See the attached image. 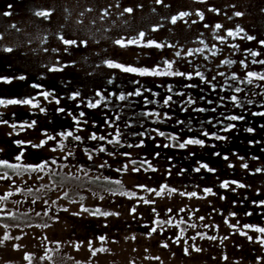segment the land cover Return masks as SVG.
<instances>
[{
  "label": "trees",
  "instance_id": "obj_1",
  "mask_svg": "<svg viewBox=\"0 0 264 264\" xmlns=\"http://www.w3.org/2000/svg\"><path fill=\"white\" fill-rule=\"evenodd\" d=\"M186 1L162 0L161 3H157V0H0V78L11 80V83L0 80V98L36 97L34 102L39 105L37 108L21 104L0 106V120L17 125L35 121L33 128L26 127L23 131L17 129L19 134H26L34 129L39 133L46 131L50 135H56L57 132L67 131L64 122L70 120L69 126L74 124V127H69L68 131L108 133L102 136L107 137L108 140L118 138L120 144L113 145L106 141L92 140L91 142H94L92 145L79 143L78 146H73L77 142L72 141L71 138L64 143L75 155L80 156L85 152L84 149H90L93 158L99 154L103 163L106 162L107 165L115 163L122 168L124 164H128L126 171L131 169L137 180V184L134 185L135 191L139 195L146 194L149 197L148 201H154L157 195L142 191L136 187L137 185H145L149 189L157 190H160L162 185H167L168 188L161 196L174 194L175 198H182L185 201L184 197L187 196L179 193L196 192L198 197L209 201L208 205L199 203L196 207L189 208L184 207V203L177 202L178 199H174L171 206L164 205L160 208L164 211L171 209V212L168 211L171 216L179 214L181 218L174 219L179 222L184 221L183 225L188 226V223L197 225L195 228L189 226L185 228L183 232L185 237L179 243L173 242L175 238L172 239V232L165 234V228L163 231L157 230L158 234L147 235L148 233L137 232V229L135 231L128 227L127 233H130L129 235L132 233L135 239L131 243L124 240L123 242L132 248L129 258L132 259L133 264H140L142 260L146 261V264H197L198 261L203 264L201 259L206 261V264H264V247L253 242L260 234L244 229L248 236L253 237V241H249L246 236L240 235L238 231L225 224L227 219L231 225H237L239 221V226L245 224L264 226V207H258L253 203V201H264V171H256L264 170V115H259L264 113V82L258 79H254L252 84L246 82L247 72L264 73V65L252 63L253 60H261L263 56L261 49L264 52V46H261V36L256 34L257 31L254 29L250 30L249 27L246 29V26H258L257 23H252L251 17L259 11L257 9L264 2L263 0H196L202 6L194 7L195 5L188 6ZM164 6L170 12L155 9ZM230 6L233 7L230 12L234 10V13L228 18L231 19L232 14L235 19L241 18L235 14L243 10L242 14L244 12L245 18L250 16L248 13L252 14L249 22L246 25L235 20L229 22L225 14L226 7ZM125 8H132L133 12L121 16L120 13ZM41 11L50 12L51 15L47 19L35 15ZM182 12L195 15L197 12H202L205 21L191 20L193 19L191 14L183 19H177L183 23V29L170 32L171 38L154 37L158 43L175 46L161 48L167 53L165 51L148 55L147 52L140 51V53L126 52L122 55L119 51L109 53L110 50H106L103 43L95 45L93 38L97 33L94 32L98 27L101 28V25L127 21L130 23L127 32L131 37H135L137 32L146 33L145 29L136 26L142 25L147 28L151 23L159 24L161 20L171 21L173 16L179 17ZM192 21H196L193 25H200L197 26V33L204 39L198 38L195 31L188 29V23ZM216 24L222 25V28L216 29ZM205 25L208 27L205 28ZM68 27L72 28L67 29ZM241 29L243 31H240ZM228 30L239 32V35L235 39L227 37ZM61 35L65 39L86 41V46H72L66 51V46L58 38ZM100 35L102 33L98 36ZM120 36H125L121 37L125 40L128 38L127 34ZM221 36L226 37V42L222 43L218 39ZM242 36H251L254 39H241ZM231 45L238 47L233 48ZM257 45L260 49L255 50ZM6 48H11L12 51H5ZM197 49L201 51L198 52ZM177 51L181 53L180 57L175 55ZM190 51L193 55H188ZM249 51L257 52L259 55L249 56ZM150 58H159L162 65L166 60L174 61L173 71L191 73L195 77L191 80L185 77L144 78L127 74L120 69L109 68L106 63L111 61L126 66V63L131 62V65L138 66L142 60ZM225 61H235L234 63L244 61L247 67L242 64L232 67ZM62 66L64 67L61 71L49 70L52 67ZM196 72L203 73L205 80L210 83L202 81L196 76ZM21 75L26 79H18ZM241 80L244 82L241 83ZM33 84L40 87L33 88L31 87ZM189 84L196 87H186ZM169 87L172 88L171 92L168 91ZM236 88L242 91L237 92ZM45 91L52 93L47 100L39 95ZM137 91L141 95H129ZM75 93L79 94L77 98L70 99L69 97ZM120 95L126 98L120 100ZM168 96L172 99L169 105H164L163 102ZM232 96L238 98L241 107L235 106L231 100ZM189 99L194 103L187 104L186 101ZM56 100H59V103H56ZM88 101L94 103L99 101V105L96 108H89ZM14 107L16 110H9ZM40 108H44L45 111L41 112ZM60 108L65 111H58ZM185 108L187 110H182ZM201 108L205 111H194ZM80 112H84L85 115L80 117ZM147 113L160 115L157 117L146 115ZM165 114L171 118L168 119ZM232 115L243 116L244 119L240 121L224 119L225 116ZM50 117L63 120L64 130L46 128L50 125L43 121H47ZM74 117L81 123H75ZM178 121L183 123H177ZM229 124H235L236 127L231 131H223V127ZM247 128H252L254 131L247 132ZM202 131L224 136L227 139L216 140L204 137L201 135ZM159 132L165 133V136H160ZM140 133L143 135H139ZM171 136H178L179 142L189 137L199 138L205 141V146L189 145L180 149L176 140L166 138ZM57 138L61 139L59 136ZM141 142L142 146H137ZM165 144L173 146L164 147ZM97 147H104L106 151L97 152ZM113 152L115 155L110 154ZM215 152L221 155H213ZM122 153H129L130 156L126 157ZM155 153H159V156L156 157ZM224 156L228 159H224ZM131 161L136 163L133 165ZM141 161L146 162L141 164ZM84 162L83 168L88 170L86 161ZM149 162L156 171H143L144 168H148ZM198 162L207 164L215 171L209 172L202 168L200 172H195L193 169L199 166ZM245 163L248 165L247 169L242 167ZM133 167L142 170L134 173ZM169 169L171 175L168 174ZM181 170H185L182 175L178 174ZM61 175L64 174L57 173L52 178L57 179ZM68 177L80 179L77 176ZM113 178L105 176L100 179L111 183L109 180ZM233 181L247 187L239 188L231 183ZM223 182H229V188H222ZM111 184L121 192H132L123 183ZM101 188L111 194L113 192L103 186ZM168 189L177 191L169 193ZM204 189H211V193L205 192ZM137 202L135 214H148L150 218L155 214H161L159 208L154 205L155 202L150 204ZM131 208H127L126 211L130 212ZM181 209L185 211L181 212ZM246 212L252 215L246 216ZM231 213L236 215L233 217ZM199 217L205 219L200 220ZM161 220H163L161 217L155 219V221ZM151 221L153 225L154 219L152 218ZM165 226L164 223L162 227ZM197 233L203 236L216 235V239L209 242L210 239L201 238ZM190 237L196 238L192 240ZM223 237L227 238L221 239ZM183 239L186 241L181 243ZM105 243L108 241L106 240ZM163 243H167L168 248L162 247ZM186 243L188 244L185 247L183 244ZM196 244L201 247H197ZM173 245H177L179 254L172 252ZM193 246L203 249L204 254L199 256L201 252L195 251ZM185 248L188 249V255L184 253ZM156 257L159 259H154ZM196 258L199 259L197 262Z\"/></svg>",
  "mask_w": 264,
  "mask_h": 264
},
{
  "label": "rangeland",
  "instance_id": "obj_2",
  "mask_svg": "<svg viewBox=\"0 0 264 264\" xmlns=\"http://www.w3.org/2000/svg\"><path fill=\"white\" fill-rule=\"evenodd\" d=\"M144 1V0H143ZM264 2V0H263ZM186 4L188 6H194L196 7L197 5H199L198 2H196V0H187ZM202 6V5H199ZM155 9L157 10H161L163 12H170V10H166L167 7L164 6L163 8L161 7H155ZM204 9V8H203ZM227 11H226V17L227 20L233 21L235 20V22H241L242 20H240L239 18L233 17L230 19L228 17H231V13H234V10L230 12L231 9H233V7H226ZM244 9V8H243ZM259 11H257V13H254L253 15L248 13L250 16L252 15L253 17H251L252 19H261V25L257 24L258 26H246V29H250V30H255L257 31L256 34H258L259 36H261V41H264V3L263 5H261V7H259V9H257ZM243 10H240V13H242ZM249 12V10H248ZM191 16H193L194 20L196 19V21L201 20L200 16L192 14ZM250 16L247 17V21L250 20ZM241 17H244V12L243 15H241ZM203 21L204 18H203ZM202 21V22H203ZM198 23V22H197ZM130 23H128L127 21L125 22H116V23H110L107 25H101V28H97V31L94 33H97V36L94 39L95 41V45L97 44H102L103 47L106 50H110L109 53H115L116 52H122L121 54H125L126 52H132V53H140V51L142 52H147L148 55L151 54H160V53H164L166 50H161V48H157V47H141V46H136V45H130L128 47H121L117 44L114 43L115 40L121 38V37H125V36H120V35H128V38H131V35L129 34V32H127V30H129L128 25ZM140 24V23H139ZM189 24V30L190 31H195L194 33L196 35H198V28L197 26L199 24H197L196 26L193 25V21L188 23ZM151 25V26H150ZM147 26V28L141 26H136L139 29H145L146 33L144 36V43H147L149 40H153V41H158L155 38H160V37H170V32L172 33L174 30H178L179 28L183 29V23L177 21L175 24L171 23V21L169 20H161L159 24H154L152 25V23ZM200 26V25H199ZM135 27V28H136ZM72 27H68L67 29H70ZM152 28H158L157 31H151ZM206 28V27H205ZM192 29V30H191ZM101 30V32H100ZM245 30V29H244ZM151 33H150V32ZM251 32V31H249ZM65 33H67V30H65ZM100 36H98L99 34H101ZM139 32L136 33L135 36H137ZM119 37V38H118ZM155 37V38H154ZM198 38L204 39L203 36H197ZM126 39V40H127ZM206 40V39H205ZM158 43V42H157ZM261 46H264V44H261ZM114 49V50H112ZM260 49L257 45V48L255 50ZM130 50V51H129ZM167 53V51H166ZM117 54V53H116ZM147 55V56H148ZM245 55V54H244ZM261 60H264V52L263 49H261ZM155 56V55H154ZM170 60H172V58H169ZM116 60V59H114ZM120 62V61H117ZM161 60H159V58H150V59H144L142 60L138 66H134L131 65L130 63H126V66H133L136 67L138 69H153L156 66H160L162 64H160ZM125 65V64H124ZM264 65V64H262ZM161 68L164 67V65L160 66ZM126 73V72H125ZM127 74H132V75H138L135 73H127ZM140 76V75H138ZM140 77H144V78H152V79H160L163 77L166 78H183L182 76H166V75H160V76H140ZM195 76H193L194 78ZM144 80V79H143ZM262 82H264V80H262ZM15 108V107H14ZM9 109V110H16V108L14 109ZM24 109V108H22ZM5 111V110H4ZM13 129L8 125V124H0V149H2V151H0V156L1 153H4V156L6 157V159L9 157L12 160H14L15 156H12L11 154H8L6 151L5 147H9L11 151H15V147L16 145L13 144V141L16 140H22V141H31L32 143H37L39 144L41 140L45 139V137L41 134V132L39 133L36 130H32L29 131L26 134H13V135H9V133H13ZM84 141H87L89 143V145H92L94 142H91L92 140L89 139H85ZM91 142V143H90ZM57 146V141H55L54 143H50L48 142V144H46L42 149H41V158H43V160H50L48 159L49 157H55V158H60L62 157L65 153L62 151H56V152H52L49 149L52 147H56ZM94 146V145H93ZM98 148V147H97ZM33 151H36V149H33ZM14 153V152H13ZM80 157V158H79ZM120 158V157H119ZM5 159V160H6ZM40 159V158H39ZM79 159H83L85 161H88L89 163L87 164L86 167L89 166V170H87V174H85V171H79V168H83V166L85 164H82V161H79ZM42 160V159H41ZM42 160V161H43ZM12 162V161H11ZM103 159L99 156V154H97L93 160H89L87 155H75L70 157L67 161H64L62 159H58L57 160V165H53L52 168L55 172V174H64L61 175L59 177H57L56 180H58L59 184H68V183H77L80 184L81 182H76L77 179L76 178H71L68 176H77L78 178L88 182V181H92L93 183H100V185H94L95 187H105L108 190L111 191H119V189L116 188V186L114 184L108 183V181L102 180L100 179L98 182H94V180H96V177L99 176L101 177H105V176H109V177H114L117 179H121V182L127 186L129 188L130 191L135 193V198L129 199L128 197L124 198V197H120L117 195L112 196L111 202H119L118 198L123 199V202H121V206H118V203L115 204V206H109L110 204H107L106 208L108 210H123L124 214H119L118 216L113 215V216H108V217H103V216H93V215H89V214H81V207L79 202L83 203L84 207L87 208H94L95 204L94 201L95 198H93L94 196H87L85 199L82 200V197L79 195H85L81 192H71V191H67L68 195L65 196V192L64 190H56L55 192H49V194H53L52 199L56 200V201H64V198L68 199V206L67 209L68 211H72L73 213H79V215H73V214H57L59 215L57 218V223L55 224V227L51 230L43 228V230H39L36 227L35 222L37 221V219L39 217L42 216H37L35 214H29L27 216H29V218L27 217H20V214H16V218H12L10 216H8V222L4 223L3 219H0V238H2L5 234H8L11 238L9 240H3L2 242H0V264H133L134 262H131V247L129 245L126 246V243L123 242L124 241H128L131 243L134 242L133 239V235L131 233V235H129L130 233H127V229L128 227H130L132 230L137 229V232H142V233H149V229L153 226H155V224L152 225V218L155 220L158 217H161L164 221H168L171 220L172 223L168 224L165 223V227H163V229L165 228L167 233L172 232V239H174L177 235H179L181 233V229H183V232L185 230V228H187L188 226L190 227V225H192V223H188L187 225H183V223L181 224L178 220L181 218L180 216H178L179 214H173V216H171V214L168 213V211H164L162 209H160L162 206L164 205H170L172 204V202L175 200H177L178 198H175L176 195L174 194H169L168 196H156L154 197V205L156 207L159 208V212L161 214H155L152 216V218L149 217L148 214H125V211L127 208L133 207L135 205L138 204L137 201L139 197H144L145 200H147L149 197L146 196V194H142L139 195L137 194V192L135 191V187L134 185L137 184V180L135 175L132 174V172L126 171L124 172V174H122V172H117L116 169H118L119 167L117 166V164H110L107 167L101 169L98 167V165L100 164H104L103 163ZM67 164L68 167H62V165ZM9 171V175H15L11 170ZM116 173V176H115ZM44 175V178H48V179H53L52 176L53 175H49L47 176L46 174H42ZM67 175V176H66ZM47 176V177H46ZM25 176H18V182H21L22 179ZM26 178V177H25ZM29 178V177H27ZM33 178V177H30ZM85 184H89V183H85ZM42 185H46L45 183H42ZM84 187L82 189L88 188V191H90L89 194L87 195H94V189L93 187ZM42 189L45 187H41ZM38 189H40L38 187ZM63 189V188H60ZM54 190V187L50 189V191ZM159 190V189H158ZM0 192L2 193H7V189L6 188H0ZM100 194V193H98ZM117 196V197H116ZM104 197V200L105 196ZM184 199H186L185 201L182 200V198H179L177 200V202L180 203H184L185 205H183L184 207L187 206L189 208L191 207H196L199 203H205L206 205L209 204V201H206L203 199V197H193V198H188V197H184ZM101 200V199H98ZM72 201H76L75 203H73ZM110 202V203H111ZM79 203V204H77ZM129 206V207H128ZM204 206V205H203ZM103 207V206H101ZM100 209V208H99ZM102 211V209H101ZM190 211V209H189ZM165 213V214H164ZM3 215V214H0ZM190 214H188L189 216ZM51 217H57L55 216V214L53 215H49ZM175 216V217H174ZM7 217V216H6ZM32 217V218H30ZM59 218H67V220L69 221V223H66L64 221H61ZM178 219L177 221L175 219ZM43 219L45 220V222H47L50 219L53 218H49L48 216H44ZM23 221V222H21ZM51 226L54 224L52 221H50ZM53 223V224H52ZM8 225L7 228H5L3 225ZM35 224V225H34ZM49 226V224H47ZM31 226V227H29ZM147 226V227H145ZM157 226V225H156ZM188 227V228H189ZM139 229L141 231H139ZM157 230H160V228L157 226ZM75 231V232H73ZM40 233H42V235L45 237L46 234L50 235L53 239H56L59 242V247H57V245L55 247H53L51 252H47L44 250L43 251H38L39 249H41V238L43 236H40ZM153 234H158V233H153ZM76 235H78L76 237ZM21 237L20 239H15V237ZM106 237V239L101 242L99 239H97L98 237ZM216 236V235H214ZM183 237H185V234L183 235ZM48 238V237H47ZM73 238V239H72ZM117 238V239H115ZM71 239V240H70ZM170 237V240H172ZM65 240H68L67 242H65ZM106 240L108 241V243H105ZM175 240V239H174ZM89 241H92V248L93 249H106V251H102V252H97L95 254V256L92 255V252L89 250ZM186 239H183L181 241V243L185 242ZM112 242V243H111ZM127 242V243H128ZM149 242V241H148ZM209 242H212L209 241ZM188 243L183 244L185 247L187 246ZM14 245H18V248H15ZM77 245H79V248L77 249ZM128 248L126 250V247ZM197 247H201V245L196 244ZM258 246V245H257ZM153 247V246H152ZM61 248V249H60ZM172 248L174 249L172 252L175 254H179V248H177V245H173ZM184 250V249H183ZM200 254H198L199 256L204 254V250L202 249ZM47 256H51V260L46 258ZM26 257H30V260L27 259ZM42 257H45L44 259H42ZM196 262L199 259H195ZM203 261V264H206V261H204L203 259H201ZM140 264H146V261L142 260L140 262ZM197 264H202L200 263V261L197 262Z\"/></svg>",
  "mask_w": 264,
  "mask_h": 264
},
{
  "label": "snow or ice",
  "instance_id": "obj_3",
  "mask_svg": "<svg viewBox=\"0 0 264 264\" xmlns=\"http://www.w3.org/2000/svg\"><path fill=\"white\" fill-rule=\"evenodd\" d=\"M161 2H162V0H157V3H161ZM117 7H118V5H117ZM213 11H216V10L213 9ZM132 12H133L132 8H125L120 13V15L123 16L124 13H129L130 14ZM6 14H8V13H6ZM107 14H108L107 11H105V15H107ZM191 14L192 13L182 12V13L179 14V17L173 16L171 18V23L175 24L177 22V19H183L185 16H188V15H191ZM35 15L47 19L51 15V13L47 12V11H41V12L35 13ZM196 15L200 16V19L203 20L204 17H203V13L202 12H197ZM235 15L241 16L243 14L242 13H236ZM195 22L196 21H193V23H195ZM205 27H208V25H205ZM215 28L216 29H221L222 25L216 24ZM157 30H158V28H152L151 29V31H157ZM240 31H243V30L241 29ZM238 35H239V32H235L234 33L232 30H228L227 31V37H232L233 39H235ZM144 36H145V33L143 31H141L135 37H131V38L127 39V40H125L124 38L117 39V40L114 41V43L119 45V46H121V47H128L130 45H136V46H141V47H157V48H161V47H175L174 45H164V44H161V43H157V42H155L153 40H149L147 43H144L143 42ZM58 38L66 46V48H65L66 51H67V49L69 47L81 46V45H85L86 46V43H87L86 41H79L78 42V41L71 40V39H65L64 36H62V35L59 36ZM240 38L241 39H248V40L254 39V37H251V36H242ZM218 39L222 43L226 42V37H224V36L218 37ZM261 44H264V41H261ZM231 47L236 48V47H238V45H231ZM5 51L11 52L12 49L11 48H6ZM196 51L199 52L201 50L197 49ZM213 54H215V53H213ZM175 55L177 57H180L181 53L179 51H177L175 53ZM188 55H193V52H191V51L188 52ZM248 55L255 57V56H258L259 53L249 51ZM234 62L235 61H225V63H234ZM106 63H107V66L109 68L120 69L123 72L135 73V74H138L140 76L166 75V76H182V77H185V79H188V80L193 79V75L191 73L173 71L174 61H167L166 60V61H164V67L163 68H161L158 65V66H156L155 68H153L151 70H149V69H138V68L133 67V66H125V65H122V64H119V63H115V62H111V61H107ZM252 63H254V64L255 63L264 64V60H253ZM241 64L244 67H247V65L244 64V61H241ZM63 67L64 66H62L60 68L52 67L49 70L50 71H61V70H63ZM221 75H222V73H221ZM196 76H198L202 81L210 83V81L205 80V77H204L203 73L196 72ZM246 77L248 78L246 82L249 83V84H252L254 79L264 80V73L258 74V73L249 71V72L246 73ZM18 79L24 80V79H26V77L21 75L20 77H18ZM212 79H215V77H212ZM233 79H237V78L233 77ZM0 80H2L3 82L11 83V80L7 79V78H0ZM240 82L243 83L244 80H241ZM31 87L39 88L40 86L33 84V85H31ZM186 87H196V85L189 84V85H186ZM168 91L171 92L172 88L169 87ZM235 91L239 92V91H242V89L236 88ZM39 95H42L47 100V98L50 95H52V93L45 91V92L39 93ZM78 95H79L78 93H75L72 96H70L69 98L70 99H76ZM97 95H100V94L97 93ZM129 95H141V93L139 91H137L135 93H130ZM180 95H183V93H180ZM125 98L126 97L124 95H120L119 96L120 100H124ZM171 99H172V97L168 96L163 102L164 105H169V102L171 101ZM35 100H36V97H30V98H7V99L6 98H0V106H5L6 107L8 105L21 104V105H29L32 108H37V107H39V105H38V103L34 102ZM231 100L235 104V106H237V107H241L242 106L238 102V98L236 96H232ZM56 103H59V100H56ZM186 103L187 104H192V103H194V101L189 99L188 101H186ZM209 103H211V101H209ZM98 105H99V101H97L95 103L92 102V101H88V103H87V107H89V108H96ZM39 110L41 112L45 111L44 108H40ZM182 110H187V109L185 108V109H182ZM58 111L64 112L65 109L60 108V109H58ZM194 111H205V109H203V108L194 109ZM213 111H215V109H213ZM69 114L71 115V113H69ZM84 115H85L84 112H80L79 113L80 117H83ZM146 115H155V116L158 117L160 114L159 113H147ZM259 115H264V113H259ZM165 116L167 117V114H165ZM167 118L170 119L171 117H167ZM224 119H227L229 121H240V120H243L244 117L243 116L232 115V116H225ZM74 121L77 124L81 123V121L79 119H77L76 117H74ZM84 123H86V121H84ZM105 123H107V121H105ZM177 123H183V121H178ZM220 123L222 124L223 121H221ZM0 124H8L14 130L13 133H9V135H13V134L19 135V131H23L26 127L27 128H33L35 126V121L23 122V123L17 125L16 123L9 124L8 121L0 120ZM235 127H236L235 124H229V125L224 126L222 130L227 132V131H231ZM17 129H19V131H17ZM246 131L247 132H253L254 129L247 128ZM41 134L45 137V139L41 140L39 144L32 143L31 141H27V142L22 141V140L13 141V144L16 145L17 147H19L21 150L14 157L15 163L9 162V161H6V160H0V180H12L13 179V177L9 175V171L8 170H11L16 176H23L24 174H28L29 176H31L32 173H36L37 174L36 179H38V180H43L44 179V175H42V174L55 175V172H54L52 166L53 165H57V160L58 159H62L64 161H67L70 157L74 156V152L71 150V148H69V146L67 144L64 143V141L68 140L69 138H71L72 141L77 142L73 146H78L79 142H82V138L79 135L75 134L74 131H66V132L58 133L57 136L61 137V139L57 142V146L56 147H52L49 150L52 151V152H56L58 150L64 152L65 154L62 157H60V158H55L54 157V158H52L50 160L46 159V160H43L39 164H36V165L23 164L22 160H23V157H24V150H25L26 147L31 146L32 148H43L46 144H48L49 141H57V136L50 135L46 131L42 132ZM139 135H143V134L140 133ZM159 135L160 136H165V133L159 132ZM201 135H203L204 137L214 138L216 140H225V139H227V137H224V136H220V135H216V134H209L207 131H202ZM118 136H119V132L117 131V137ZM166 138L172 139V140H176L178 142V147L180 149H184L185 147H187L189 145H198V146H201V147L205 146V141L201 140L199 138L189 137L186 140H184L183 142H179V137L178 136H171V137H166ZM88 139L93 140V141H96V140L106 141L108 144H113V145L120 144V140L118 138L114 139V140H108L107 137H105V136H99L98 137L95 133H92L88 137ZM131 146L132 145H129V147H131ZM137 146H142V142H141L140 145H137ZM172 146L173 145H171V144H165L164 145V147H172ZM157 147H159V145H157ZM213 147H214V145H213ZM0 151H2V149H0ZM84 151H85V154L88 156V159L92 160L93 159L92 150L84 149ZM96 151L97 152H104V151H106V149L104 147H100V148L96 149ZM110 154L111 155H115L114 152L110 153ZM122 155H124L126 157L130 156L129 153H122ZM192 155H194V153H192ZM213 155L220 156L221 154L218 153V152H215V153H213ZM155 156L158 157L159 153H155ZM223 158L224 159H228L227 156H224ZM240 159H243V157H240ZM145 162L146 161H141V164H143ZM131 163L134 165L136 163V161H131ZM198 164H199V166L193 169L195 172H200L202 168L206 169L209 172H214L215 171L214 169L209 168L207 164H203V163H199V162H198ZM107 166L108 165H107L106 162L104 164L98 165V167L101 168V169H103V168H105ZM62 167H68V165L64 164V165H62ZM242 167L247 169L248 165L245 163V164L242 165ZM127 169H128V164H124L122 166V168L116 169V171L117 172H124ZM78 170L79 171H85V174H87L86 170L83 169L82 167L79 168ZM141 170L142 169L138 168V167H133L132 168V171L134 173H138ZM148 170L156 171V169L151 166L150 162L148 164V168H144L143 169V171H145V172L148 171ZM183 171H185V170H181L178 174L182 175ZM256 171L260 172V171H264V170L257 169ZM168 174L171 175L170 169L168 170ZM96 180H100V177L97 176ZM25 183H27V181H25ZM111 183H115L116 185H120L121 181L120 180H115V181H111ZM231 183L235 184L239 188L247 187L246 185H244L242 183L235 182V181H233ZM229 186H230L229 182H223L221 184V187L225 188V189L229 188ZM15 187H16L17 191H19V192L25 191V189L19 188L18 186H15ZM44 187L48 188L50 186L49 185H44ZM136 187L140 188L142 191L155 193L157 196L161 195L163 193V191L166 188H168L167 185H162L160 190L149 189L145 185H137ZM233 190H235V189H233ZM27 191L29 193H31L32 189L28 188ZM176 191H177L176 189H168L169 193H173V192H176ZM204 191L208 192V193H211V189H204ZM14 194H15L14 192L10 191V192H8L5 195L0 196V205H2L5 201H7L9 199V197L13 196ZM112 194L113 195H124V196H127L129 199L135 198V193L134 192H121V191H115L114 190L112 192ZM179 194L182 195V196H187L188 198H193V197L197 196L196 192H192V193H183V192H181ZM64 195L67 196L68 193L65 192ZM99 198L101 200L104 199L103 196H100ZM221 198L223 199V197H221ZM138 200L139 201H143V203H145V204L154 203V201L145 200L144 197H139ZM72 202L75 203L76 201H72ZM13 203L18 205V204H20L22 202L17 200V201H13ZM31 203L33 205H35L37 203V201L35 199H33L31 201ZM47 203L48 202L45 201V204H47ZM53 203H55V202H53ZM253 203L256 204L258 207H264V201H253ZM60 210L61 211H68L67 208H62ZM51 211H52V209H51V207H49L43 212V215L47 216V215H49V212H51ZM168 211L171 212V209H168ZM180 211L183 212V211H185V209H181ZM81 212H86L89 215H93V216H103V217H108V216H113V215L118 216L119 215V213L101 211V209H99V208L89 209L87 207H84L83 205H81ZM153 212H155V208H153ZM135 213H136V206H133L130 209V214L134 215ZM0 214H3V215H0V219H3L5 216H10L12 218H16V213L11 212L10 210L5 209L4 207H0ZM36 215L39 216V215H41V213L40 212H36ZM73 215H79V213H73ZM230 215L234 217L236 215V213H231ZM245 215L246 216H250V215H252V213L246 212ZM199 219L200 220H204L205 217H199ZM153 223L156 224L157 226H159L161 231H163V227H162L163 224L164 223L171 224L172 221L171 220H168V221H164V220L155 221L154 220ZM180 223H185V222L184 221H180ZM225 224H227L230 228H233L236 231H238L240 235L246 236L249 241H253V237L252 236H248L247 232L244 231V229H250L252 231H255L256 233H258L260 235L257 236L255 241H253V242L259 243L262 247H264V226H253V225H247V224H245L243 226H239V221H237V225H231V224H229L227 219H225ZM3 226L5 228L8 227V225H6V224L3 225ZM47 226L48 225H36V227H47ZM157 226L151 227L150 231H149V233L147 235H151L152 233H156L157 232ZM196 226H197L196 224L190 225V227H192V228H195ZM29 227H31V226H29ZM145 227H147V226H145ZM204 227H210V226L204 225ZM197 235H201V238H207V239H210V240H215L216 239L215 236H203L201 233H197ZM10 238L11 237L8 234H5L2 238H0V242H2L3 240H9ZM20 238L21 237H19V236L15 237V239H20ZM182 238H183V229H181V233L175 237V240L173 242L174 243H179V241ZM195 238L196 237H190V239H192V240H195ZM226 238L227 237H223L221 239H226ZM97 239H99L101 242H103L106 239V237L101 236V237H98ZM133 239H135V237H133ZM46 240H47V237H42L41 238V243L43 244ZM161 246L164 247V248H168V244L167 243H163ZM14 247L18 248L19 246L18 245H14ZM57 247H59V242H57ZM76 247L78 249L79 245H77ZM193 248L197 252L201 251L200 248H196L195 246H193ZM89 250L92 252L93 256H95V254L97 252L106 251V249H103V248L93 249L92 248V241H89ZM51 251H52V249H47L46 253L47 252H51ZM184 253H185V255H188V249L187 248L184 249ZM26 258L30 260V257H26ZM44 258L45 257H42V259H44ZM46 258L51 260V256H47L46 255ZM154 259H159V257H156ZM223 259H227V257H223Z\"/></svg>",
  "mask_w": 264,
  "mask_h": 264
},
{
  "label": "flooded vegetation",
  "instance_id": "obj_4",
  "mask_svg": "<svg viewBox=\"0 0 264 264\" xmlns=\"http://www.w3.org/2000/svg\"><path fill=\"white\" fill-rule=\"evenodd\" d=\"M239 19L242 20L241 23L243 25H246L249 22V21L246 20L247 18H245V17H241ZM251 21H252V23H257L259 25L261 24V19H252ZM240 64L241 63H229V66L236 67L237 65H240ZM43 122L49 123L50 127L47 126L46 128H52V129L53 128H57V129L64 130V129H62L63 128V120H61L60 118H57V117L52 118V117H50V118H48L47 121H43ZM70 122H71V120H70ZM70 122L69 121H65L64 122L65 123V128H66L67 131H68L69 127H74V124L69 126ZM53 132H55V131H53ZM93 133H95L98 137L108 134V133H103V132H100V131H97V132L94 131ZM112 133H114V132H112ZM57 134H58V132L56 133V135H53V136H57ZM75 134L79 135L82 138V142H79V143L88 144V142L84 141V140L88 139V137L92 133H90V132H88V133L87 132H83V133L79 132V133H75ZM59 140L60 139L57 138V142ZM54 142L55 141H50L51 144L54 143ZM5 148H6L7 153L11 154L12 156H16L21 150L19 147H15L14 148L15 151L9 150L10 149L9 147L8 148L5 147ZM33 149H36V151H33ZM41 149L40 148H32L31 146L26 147L25 150H24V157H23L22 163L26 164V165L39 164L43 160V158H41V156H42ZM81 154L82 155H86L85 152H82ZM52 158H54V157H49L48 159H52ZM5 159H6V157L4 156V153H1L0 160H5ZM6 161H9V162L12 161L13 163H15V161L12 160L9 157L6 159ZM79 161H82V164H85L83 159H79ZM88 163L89 162L86 161V164H88ZM87 168L89 170V166ZM23 176H25L26 178L24 177L21 182H18L19 179H18V176H16V175H12V177H13L12 180H0V188H6L8 192L11 191V192L15 193L13 196L9 197V199L7 201H5L2 205H0V207H4L5 209L10 210L13 213L20 214V216L18 218H20V217L29 218V216H27V215H29V214H35L36 215V212H40L41 213L40 216H42V217H39L37 219V221L35 222V224L36 225H47V224H49V226H47V227H37V229H39V230H43V228H46V229H49V230L53 229L55 227V224L57 223V218L59 216L57 214H73L72 211H61L60 210L62 208H67V206H68V199L67 198H64L63 202L56 201V200L52 199L51 195H53V194H49V192H55L56 190H64L66 192L67 191L78 192V194H79V192H81V193L84 192L83 194H85V195H82V194L79 195V196L82 197V200L85 199L87 196L88 197L89 196H91V197L94 196L93 198H95V200H93L94 204H95V207L92 208V209L100 208V209H102V211L124 214L123 210H121V211H119V210H108L106 208L107 204H110L109 206H112V205L115 206V204L118 203V206H121V202H123V201H122V199L118 198L119 202L112 203L110 198L112 196H114V195L111 194V192L103 190L101 187H95L94 186V185H98L99 186L100 183H93L91 180L86 182V181H84L82 179H77L76 182H81L80 184H77V183L59 184L58 180H56V179L44 178L43 180H38V179H36V176H37L36 173H32L31 176H29L28 174H24ZM47 176H49V175H47ZM27 177H29V178H27ZM30 177H33V178H30ZM115 180H120L121 181V179H117V178L110 179L109 181L111 182V181H115ZM25 181H27V183H25ZM94 182H98V180H94ZM42 183H45L46 185H49L50 187L42 189L41 187H44L42 185ZM85 183L94 184V185H90V187H93V189L95 190L94 191V195H87V194L90 193V191H88V188L82 189V187L83 188L84 187H89V184H85ZM14 185L18 186L19 188L25 189V191H23V192L17 191V189H16V187ZM86 185H88V186H86ZM38 187L40 189H38ZM53 187H54V190L50 191V189L53 188ZM28 188L32 189L31 193H29L27 191ZM60 188H63V189H60ZM7 193H3V192L1 193L0 192V196L5 195ZM98 193H100V194H98ZM100 196H105L107 198H105V200L104 199L103 200H98V199H100L99 198ZM33 199H35L37 201V203L35 205H33L31 203V201ZM17 200L21 201L22 203H20L18 205L14 204L13 201H17ZM45 201H47L48 203L45 204ZM53 202H55V203H53ZM79 203H81L80 204V207H81V205H83V203L82 202H79ZM79 203H77V204H79ZM101 206H103V207H101ZM109 206H107V207H109ZM49 207H51V209H52V211L49 212V215L55 214V216H57V217H54V216L51 217V216L47 215L49 218H53V219H50L47 222H45V220L43 219V217L45 216V215H43V212ZM81 214H88V213L81 212ZM125 214H130V212L125 211ZM30 218H32V217H30ZM8 219H9L8 216L7 217L5 216L3 218L4 223H7ZM59 219L61 221L69 223L67 218H64V219L63 218H59ZM50 221H52L54 223V224L52 223L53 224L52 226L50 224L51 223ZM21 222H23V221H21ZM73 232H75V231H73ZM40 236H43L42 233H40ZM77 236L78 235H76V237ZM45 237H48V238L43 244L41 243V245H42L41 249L38 250L40 252L41 251L44 252V250L46 251L47 249H53V247H55L57 245L58 241L56 239H53L50 235H47V234H46ZM67 241L68 240H65V242H67Z\"/></svg>",
  "mask_w": 264,
  "mask_h": 264
}]
</instances>
